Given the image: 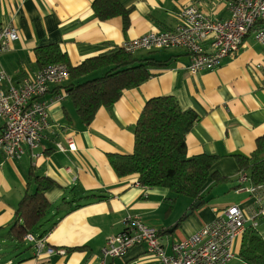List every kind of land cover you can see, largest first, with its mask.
I'll use <instances>...</instances> for the list:
<instances>
[{"label":"crops","instance_id":"1","mask_svg":"<svg viewBox=\"0 0 264 264\" xmlns=\"http://www.w3.org/2000/svg\"><path fill=\"white\" fill-rule=\"evenodd\" d=\"M93 1L0 0V29L13 25L19 34L11 50L0 53V70L8 73L14 84H20L40 69L34 53L37 48L57 44L76 64L120 49L125 42L151 32L173 30L181 23V11L190 5L215 20H225L232 0H121L130 10L127 30L121 17L109 21L97 18ZM244 44L241 52L226 58L218 69L194 75L187 70L191 57L185 50L135 53L139 60L167 64L151 66L148 81L125 91L113 107L100 109L90 126L82 123L61 86L50 85L44 100L58 95L63 100L50 105V126L43 134L42 146L35 151L38 156L26 149L22 158L9 159L0 150V242L5 247L11 242L7 232L16 209L27 191L36 189L32 174L56 182L46 194L53 209L51 222L45 227L57 224L45 237L43 251L36 252L33 247L15 257L0 254V264H102V247L125 229L129 218H140L156 228L166 252L172 254L176 245L225 209L237 206L249 216L254 209L264 207V189L247 191L251 184L241 182L236 160L237 156L249 157L257 139L264 137V50L253 32ZM258 65L263 68L258 69ZM3 87L0 84V89ZM165 96H174L183 109L199 116L186 138L188 157L218 156L212 170L228 179L209 181L202 206L199 203L196 207L197 203L183 196L172 202L169 189H146L137 184V175L118 177L109 162L111 154L133 152L134 128L142 110L149 100ZM2 128L0 121V132ZM57 144L68 150L61 152ZM80 198L81 202H75ZM78 203L83 205L75 208ZM261 230L264 234V228ZM241 244L242 238L237 239V258L229 264H246L239 256ZM50 247L55 252L48 256L45 253ZM73 248L83 249L70 251ZM106 264L158 261L143 244L123 258L107 259Z\"/></svg>","mask_w":264,"mask_h":264},{"label":"trees","instance_id":"2","mask_svg":"<svg viewBox=\"0 0 264 264\" xmlns=\"http://www.w3.org/2000/svg\"><path fill=\"white\" fill-rule=\"evenodd\" d=\"M92 9L101 21L121 17L124 30L130 27V10L121 0H94ZM137 52H127L120 48L74 64L69 54L63 52L57 44L34 51L39 70L53 65H65L68 68L69 80L59 84V88L71 99L86 126L92 124L100 109L113 107L125 91L138 88L148 81L151 66L163 67L167 64L154 59L139 60L134 56ZM147 52L153 54L161 51ZM100 72H103L101 76L92 78ZM198 122V114L183 109L174 96L149 100L134 128L133 152L109 156L116 175H137L138 183L146 189L167 188L172 194V202L183 196L192 199L194 204L204 205L206 201L202 194L209 181L222 183L228 179L212 170L218 156L188 157L186 138ZM236 160L240 174L247 175L250 184L264 188V137L257 139L256 148L249 157L237 156ZM31 180L36 189L24 195L16 209L15 220L7 232L11 242L17 246L27 243L29 249L34 246L25 240L26 236L33 235L38 240L45 238L57 224L55 222L45 227L51 222L53 209L46 194L57 185L56 182L34 174ZM82 200L80 198L75 202ZM82 205L78 203L75 208ZM158 233L161 237V233ZM81 249L73 248L70 251ZM239 256L246 264H264V234L261 229L246 231Z\"/></svg>","mask_w":264,"mask_h":264},{"label":"built area","instance_id":"3","mask_svg":"<svg viewBox=\"0 0 264 264\" xmlns=\"http://www.w3.org/2000/svg\"><path fill=\"white\" fill-rule=\"evenodd\" d=\"M180 19L181 23L173 30L151 32L125 42L122 48L127 52L185 50L191 57L187 70L193 75L216 70L226 58L236 56L245 47V39L251 32L264 50V0H232L230 16L225 20H215L195 5H190L181 11ZM17 40L18 30L13 25L0 29V53L10 51ZM257 68L262 69L263 66L258 65ZM67 80L69 71L65 65L42 68L33 78L20 84H14L12 77L0 70V84L4 86L0 89V121L3 122L0 150L7 158L20 159L26 149L32 151L33 157L38 156L35 151L42 146L43 134L50 126V105L63 100L62 95L49 101L44 100V96L50 85H59ZM70 144L72 146V142ZM57 148L61 152L68 150L62 144ZM240 180L250 182L245 174L240 175ZM262 189L251 184L247 191L255 193ZM263 226L264 207L254 209L246 216L239 207L231 206L168 254L156 228L148 226L140 218H129L125 221V229L106 241L101 253L102 264H106L109 258H123L132 248L143 244L158 264H229L237 258V239L243 238L247 230ZM25 240L33 244L36 252L46 247V238L38 240L28 235ZM54 252L53 248H48L45 254Z\"/></svg>","mask_w":264,"mask_h":264},{"label":"rangeland","instance_id":"4","mask_svg":"<svg viewBox=\"0 0 264 264\" xmlns=\"http://www.w3.org/2000/svg\"><path fill=\"white\" fill-rule=\"evenodd\" d=\"M255 40V39H254ZM95 75H98V76H101V73H98V74H95ZM92 76V78L93 77H96V76ZM58 145V144H57ZM10 246V247H9ZM18 247V248H17ZM29 245L27 244V243H25L24 245H22V246H17L16 245V243H14V242H8V244H6V247L3 245V244H1V242H0V254H2V255H6L7 257H15L14 255H18L19 253H22V252H25V251H27V250H31V249H29ZM50 248H52V247H50ZM103 248H104V246L102 247V249H101V253H102V251H103ZM54 249V248H53ZM54 251H55V249H54ZM47 255V254H46ZM52 255V254H51ZM48 256H50V255H48Z\"/></svg>","mask_w":264,"mask_h":264},{"label":"water","instance_id":"5","mask_svg":"<svg viewBox=\"0 0 264 264\" xmlns=\"http://www.w3.org/2000/svg\"><path fill=\"white\" fill-rule=\"evenodd\" d=\"M199 206V203L196 205V207Z\"/></svg>","mask_w":264,"mask_h":264}]
</instances>
